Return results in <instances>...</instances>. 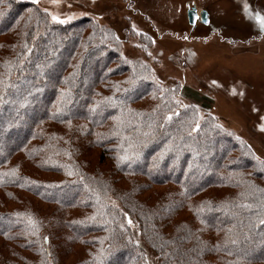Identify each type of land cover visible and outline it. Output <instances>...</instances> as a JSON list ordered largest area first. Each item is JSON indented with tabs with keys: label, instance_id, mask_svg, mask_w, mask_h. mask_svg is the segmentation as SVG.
<instances>
[{
	"label": "trees",
	"instance_id": "trees-1",
	"mask_svg": "<svg viewBox=\"0 0 264 264\" xmlns=\"http://www.w3.org/2000/svg\"><path fill=\"white\" fill-rule=\"evenodd\" d=\"M144 60L0 0V264H264V162Z\"/></svg>",
	"mask_w": 264,
	"mask_h": 264
},
{
	"label": "rangeland",
	"instance_id": "rangeland-1",
	"mask_svg": "<svg viewBox=\"0 0 264 264\" xmlns=\"http://www.w3.org/2000/svg\"><path fill=\"white\" fill-rule=\"evenodd\" d=\"M15 1L35 5L51 19L57 16L52 20L58 24L87 19L111 27L124 57L146 59L166 86L179 83L183 106L195 105L201 119L213 117L244 135L250 151L264 162V69L257 65L264 60L259 40L264 27L257 19L264 17V0ZM194 6L209 12L206 26L189 24L187 11ZM0 246L8 252L7 245ZM147 254V264H161L151 251Z\"/></svg>",
	"mask_w": 264,
	"mask_h": 264
},
{
	"label": "water",
	"instance_id": "water-1",
	"mask_svg": "<svg viewBox=\"0 0 264 264\" xmlns=\"http://www.w3.org/2000/svg\"><path fill=\"white\" fill-rule=\"evenodd\" d=\"M188 22L191 26H196L198 22L203 25L209 23V12L207 10H199L197 7L189 8L187 11Z\"/></svg>",
	"mask_w": 264,
	"mask_h": 264
},
{
	"label": "snow or ice",
	"instance_id": "snow-or-ice-1",
	"mask_svg": "<svg viewBox=\"0 0 264 264\" xmlns=\"http://www.w3.org/2000/svg\"><path fill=\"white\" fill-rule=\"evenodd\" d=\"M53 2H55V0H53ZM52 19L54 21L59 20V18L55 15L52 16ZM257 19L260 20L261 26L264 27V17L257 16ZM60 22L63 23L64 21H60ZM129 223H131V221H129ZM262 223H264V221H262Z\"/></svg>",
	"mask_w": 264,
	"mask_h": 264
},
{
	"label": "crops",
	"instance_id": "crops-1",
	"mask_svg": "<svg viewBox=\"0 0 264 264\" xmlns=\"http://www.w3.org/2000/svg\"><path fill=\"white\" fill-rule=\"evenodd\" d=\"M209 16H210V14H209ZM209 18H210V17H209ZM209 21H210V20H209ZM205 26H206V25H205ZM259 40H260V41H264V37H263V38H260ZM253 51H254V50H253ZM253 51H252V53H254ZM263 61H264L263 59H260V60L258 61V63H257V65H258V66L260 67V69H262V70L264 69V62H263ZM261 73H263V72H261Z\"/></svg>",
	"mask_w": 264,
	"mask_h": 264
}]
</instances>
